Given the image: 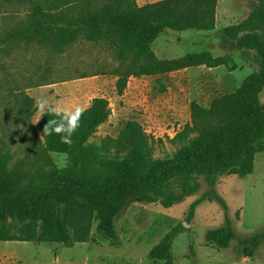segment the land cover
<instances>
[{
    "label": "rangeland",
    "instance_id": "obj_1",
    "mask_svg": "<svg viewBox=\"0 0 264 264\" xmlns=\"http://www.w3.org/2000/svg\"><path fill=\"white\" fill-rule=\"evenodd\" d=\"M52 1L0 0V162L5 163L7 173L20 176V182L36 193L41 191L51 164L56 172L69 166L83 173L84 168L77 162L78 157L44 152L38 123H32L36 116L35 97L47 94L54 103L66 108L89 105L94 98L107 99L111 117L107 125L86 140L83 150L99 147L106 137L116 138L128 121H136L145 134L161 140V145L151 146V159L166 160L173 158L178 148L169 143L170 139L185 124L182 119L169 117L174 110L185 116L187 105L197 95L208 96L212 91L214 95L230 94L246 76L261 69L257 51L264 55V36L240 42L242 35L229 40L225 34L226 27L244 21L260 4L256 0H217L214 30L183 33L165 30L152 48L158 58L171 59L196 52L223 57L230 55L233 47L244 51V63L240 60L234 63L231 54L234 69L199 67L162 77L132 78L119 96L115 86L118 77L109 72L117 62L105 43L80 37L64 46L63 51H55L50 37L46 44L35 38L31 18L35 13L62 14V17L69 13L79 19L87 12L89 0H74L69 12L62 7L53 10ZM134 1L142 7L161 0ZM113 2L91 0L88 11L96 12L106 5L118 8ZM25 96L33 100L31 117L18 113ZM258 98L264 104V89ZM78 138L74 136L75 141ZM103 156L112 160L115 155L109 149ZM105 168L110 169L108 165ZM196 201L199 204L188 221L190 207ZM98 215L79 204L68 206L65 221L72 238L95 235ZM226 221L235 234L230 246L218 249L206 244V233L225 226ZM114 227L117 236L114 244L99 241L66 248L60 244L0 242V264H160L151 261L148 255L165 234L176 229L181 232L171 246L173 264H264V153L255 155L251 175L243 178L220 175L213 186L200 178L196 193L169 208L157 201L128 202L115 217ZM25 232L30 233V228ZM243 248H248L252 256H244Z\"/></svg>",
    "mask_w": 264,
    "mask_h": 264
},
{
    "label": "trees",
    "instance_id": "obj_2",
    "mask_svg": "<svg viewBox=\"0 0 264 264\" xmlns=\"http://www.w3.org/2000/svg\"><path fill=\"white\" fill-rule=\"evenodd\" d=\"M256 1L260 6L244 21L225 28L229 40L239 35H242L240 42L264 36V0ZM73 2L53 0L51 8L62 7L69 12ZM90 3L91 0L87 12L79 19L69 13L63 17L35 13L31 17L35 38L46 44L50 37L55 51H63L64 46L80 37L105 43L118 63L116 67L112 64L109 72L118 77L115 86L119 96L130 77L157 76L200 66L235 68L230 55L215 58L210 52H196L158 59L152 50L153 42L165 30L177 33L214 30L217 0H161L142 7L134 0H114L118 8L100 6L96 12L88 11ZM257 54L260 71L246 76L236 91L213 99L208 109L194 102L190 104L191 123L185 124L169 141L172 146L178 145L171 159H151V146L161 145V140L145 134L136 121H128L116 138L106 137L99 147L83 150L86 140L111 115L107 99L91 100L70 144L62 142L60 135H43L44 125L52 119L44 115L38 122L44 152L78 157L84 172L69 166L56 172L51 164L41 191L36 193L20 182V176L7 173L5 163L0 162V242L60 244L66 248L99 241L114 244L117 241L114 220L128 202L157 201L169 208L196 193L200 178L213 186L220 175L232 174L238 178L251 175L255 155L264 153V104L258 98L264 89V55L261 51ZM124 63L127 65L123 66ZM32 104L33 100L25 96L19 115L31 117ZM75 135L79 137L76 141ZM109 149L115 155L112 160L103 156ZM72 204L99 213L95 235L91 238L82 235L83 238L77 239L69 234L65 209ZM198 204L196 201L191 205L188 221ZM27 228L30 233L25 232ZM180 232L176 229L165 234L151 249L149 259L173 264L171 246ZM234 237L233 228L226 221L225 226L206 233L205 243L226 249ZM243 251L244 256H252L248 248Z\"/></svg>",
    "mask_w": 264,
    "mask_h": 264
},
{
    "label": "clouds",
    "instance_id": "obj_3",
    "mask_svg": "<svg viewBox=\"0 0 264 264\" xmlns=\"http://www.w3.org/2000/svg\"><path fill=\"white\" fill-rule=\"evenodd\" d=\"M118 63H114V67ZM35 99L36 116L32 123H38L44 115H49V119L43 127V135H60L64 143L70 144L71 138L80 126V120L89 105L77 104L74 107L66 108L62 104L54 103L47 94H41Z\"/></svg>",
    "mask_w": 264,
    "mask_h": 264
},
{
    "label": "crops",
    "instance_id": "obj_4",
    "mask_svg": "<svg viewBox=\"0 0 264 264\" xmlns=\"http://www.w3.org/2000/svg\"><path fill=\"white\" fill-rule=\"evenodd\" d=\"M217 5V4H216ZM216 11V10H215ZM216 15V14H215ZM216 29H217V19H216ZM198 32H204V31H198ZM181 33H183V32H181ZM160 36V35H159ZM158 36V37H159ZM157 37V38H158ZM156 38V39H157ZM155 42V41H154ZM153 42V43H154ZM153 45V44H152ZM152 50H153V48H152ZM153 52H154V50H153ZM247 52V51H246ZM230 53L233 55L232 56V59L234 60V63H236V64H238V62H237V60H240V62L241 63H244V58H246L244 55H242L243 53H244V51L243 50H236V49H233V47H231V51H230ZM154 54L156 55V57L158 58V56H157V54L154 52ZM230 54V55H231ZM258 56V55H257ZM158 59H168V58H165V57H162V58H158ZM171 59H173V58H171ZM244 59V60H243ZM260 60V59H259ZM200 67H204V66H200ZM221 67V66H220ZM223 67H225V66H223ZM194 68H199V67H192V68H187V69H184V70H180V71H174V72H171V73H166V74H162V75H157V76H154V77H162V76H164V75H168V74H178V73H180V72H182V71H185V70H188V69H194ZM217 68H219V67H217ZM213 69H216V68H213ZM209 70H211V69H209ZM141 77H146V76H139V77H130L129 79H132V78H141ZM128 79V80H129ZM127 83H128V81H127ZM209 93V95L207 96V95H203V96H199V95H197L196 97H195V99H194V101H192V102H194V103H196V104H198L200 107H202V108H204V109H208L209 108V106H210V103H211V101L213 100V99H215V98H217V97H219V96H222V95H214L213 93H214V91H212V92H208ZM212 93V94H211ZM211 94V95H210ZM191 102V103H192ZM191 103H189L188 105H187V107H186V112H185V116H181V114H179L178 112H177V110H174V113H172V114H170L169 115V117H174L175 119H182V121H184V123L186 124V123H188L189 121H190V104ZM109 119H110V117L108 118V120L104 123V124H102L100 127H102V126H104V125H107V122L109 121ZM184 124V125H185ZM99 127V128H100Z\"/></svg>",
    "mask_w": 264,
    "mask_h": 264
},
{
    "label": "bare ground",
    "instance_id": "obj_5",
    "mask_svg": "<svg viewBox=\"0 0 264 264\" xmlns=\"http://www.w3.org/2000/svg\"><path fill=\"white\" fill-rule=\"evenodd\" d=\"M110 107V106H109ZM111 109V108H110ZM110 117H111V115H110ZM187 124V123H186Z\"/></svg>",
    "mask_w": 264,
    "mask_h": 264
}]
</instances>
